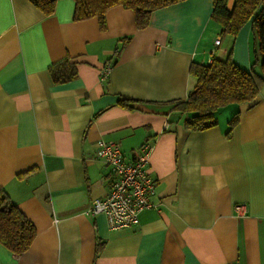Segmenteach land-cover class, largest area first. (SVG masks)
<instances>
[{"label":"crops","instance_id":"obj_1","mask_svg":"<svg viewBox=\"0 0 264 264\" xmlns=\"http://www.w3.org/2000/svg\"><path fill=\"white\" fill-rule=\"evenodd\" d=\"M73 11L74 0H57L50 14L29 0H0V189L36 229L23 252L0 243V264H264V84L253 101L218 108L212 127L185 128L186 113L169 121L173 101L195 85L192 60L230 51L249 71L250 20L235 37L222 33L212 0L155 9L142 29L121 5L106 11L103 30ZM66 57L77 76L54 83L48 68ZM98 139L130 158L153 145L157 206L136 225L110 229L104 213H88L111 182L94 156Z\"/></svg>","mask_w":264,"mask_h":264},{"label":"trees","instance_id":"obj_2","mask_svg":"<svg viewBox=\"0 0 264 264\" xmlns=\"http://www.w3.org/2000/svg\"><path fill=\"white\" fill-rule=\"evenodd\" d=\"M44 14L54 11L57 0H29ZM181 0H74L73 20L79 21L96 17L100 29L105 28V13L116 5L133 11L137 29L149 24L155 9ZM212 0L211 19L221 26V32L235 37L241 26L248 20L254 39L252 62L249 71L240 67L229 51L223 58L213 56L209 62L192 60L189 73L196 78L195 85L183 100L173 101L174 113L169 121H178L183 113L187 129L202 130L217 124L215 112L230 103L251 102L264 84V0ZM257 66V70L254 67ZM54 83L67 82L77 76L76 62L63 58L48 68ZM118 103L132 107L129 99L120 98ZM238 120L235 112L228 120V131ZM36 234L32 222L13 204L0 189V243L14 253L25 251Z\"/></svg>","mask_w":264,"mask_h":264},{"label":"built area","instance_id":"obj_3","mask_svg":"<svg viewBox=\"0 0 264 264\" xmlns=\"http://www.w3.org/2000/svg\"><path fill=\"white\" fill-rule=\"evenodd\" d=\"M219 39L214 40V47ZM215 49L210 51L207 62L211 61ZM113 65L104 63L102 77H106ZM153 149L150 142H144L132 158L126 156L118 143L113 140L98 139L94 156L104 160L110 167L111 182L108 193L103 197H95L90 202L88 213L95 215L104 213L110 229L133 226L138 223V214L150 207H156L150 200L154 193L155 182L149 173V158ZM244 205L236 203L237 214L244 212Z\"/></svg>","mask_w":264,"mask_h":264}]
</instances>
